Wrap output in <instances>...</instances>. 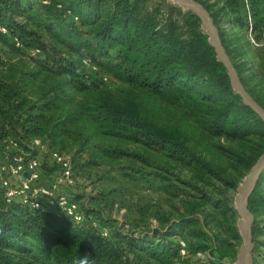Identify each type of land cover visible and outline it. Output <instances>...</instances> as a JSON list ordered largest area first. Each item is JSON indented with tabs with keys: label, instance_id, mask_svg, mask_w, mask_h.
Returning a JSON list of instances; mask_svg holds the SVG:
<instances>
[{
	"label": "trees",
	"instance_id": "1",
	"mask_svg": "<svg viewBox=\"0 0 264 264\" xmlns=\"http://www.w3.org/2000/svg\"><path fill=\"white\" fill-rule=\"evenodd\" d=\"M197 1L264 107V45L241 35L264 39V0ZM0 41V165L40 139L88 163L131 158L153 168L137 172L167 180L155 168L178 167L196 181L177 219L144 234L112 230L82 207L76 222L8 201L0 182V264H232L241 243L234 202L206 188H237L264 152V120L233 89L196 14L169 0H0ZM253 75L262 91L248 85ZM248 208L254 252L264 170ZM206 251L207 260L197 256Z\"/></svg>",
	"mask_w": 264,
	"mask_h": 264
},
{
	"label": "rangeland",
	"instance_id": "2",
	"mask_svg": "<svg viewBox=\"0 0 264 264\" xmlns=\"http://www.w3.org/2000/svg\"><path fill=\"white\" fill-rule=\"evenodd\" d=\"M153 2L156 3V0ZM221 25L226 26L231 35L239 32L238 28H233L229 24L222 23ZM244 34L245 38L247 35L250 45H264V39L258 41L246 32L241 33L242 37ZM6 51L7 46L0 41V54L3 57H7ZM246 59L251 60V54H248ZM245 73L247 75L249 71ZM259 76H251L247 83L250 86L254 85L257 91H262L263 85L259 82ZM43 143L47 146L46 142L38 143L33 140V143L29 144L28 152L21 150V156L24 158L28 155H38L40 180L42 183L52 185L58 176L59 165L48 157L46 152L42 151L40 146ZM62 150L71 156L73 181L72 183L64 182L57 186L55 192L67 194L76 200L83 210L106 222L112 230L118 228L127 233L144 234L152 232L155 228L167 226L177 219V215L183 209V197L186 193H196L194 188L196 181L188 169L175 167L170 169V172H166L156 167L157 171L168 177L167 180H163L161 177L152 174L137 172L138 169L153 168L131 158H125L121 163L113 166L92 164L88 163L89 158L84 152H77L75 148ZM23 174L11 177V180L18 184ZM168 182L175 183L182 190L173 194L172 190L169 191L166 188L165 183ZM206 189L209 193L212 192L219 197H228L233 202L237 193L236 189H224L220 183H216L215 188ZM219 189L223 193H220ZM260 218L261 220L264 219V214ZM210 225L211 222H208L206 228L209 229ZM252 255V264L264 263V234H260L256 238ZM197 256L202 260H207L210 253L208 251L201 252ZM231 263L233 264V261Z\"/></svg>",
	"mask_w": 264,
	"mask_h": 264
},
{
	"label": "built area",
	"instance_id": "3",
	"mask_svg": "<svg viewBox=\"0 0 264 264\" xmlns=\"http://www.w3.org/2000/svg\"><path fill=\"white\" fill-rule=\"evenodd\" d=\"M1 29L5 31L4 27H1ZM84 61L89 62L87 59H84ZM35 141L41 142L40 139H35ZM40 147L48 157L59 165L58 176L54 183L50 185L41 182V174L38 170L40 164L38 155H32L27 161H24L20 154L14 153L0 165V182L4 187L6 200L19 198L22 203L37 211L54 210L67 214L76 222L83 221L85 215L76 200L65 193L55 192L57 186L64 182L72 183L73 181L70 155L50 149L44 143ZM22 173L24 174L18 184L11 180L10 177H17ZM93 225H98L97 221L93 220ZM101 230L103 234L108 233V229L105 227ZM181 252L184 253V249Z\"/></svg>",
	"mask_w": 264,
	"mask_h": 264
},
{
	"label": "water",
	"instance_id": "4",
	"mask_svg": "<svg viewBox=\"0 0 264 264\" xmlns=\"http://www.w3.org/2000/svg\"><path fill=\"white\" fill-rule=\"evenodd\" d=\"M172 1L182 8L190 10L200 18L201 27L208 34L209 41L215 49L217 59L225 66L233 89L241 96L243 102L251 106L264 120V107L254 99L243 85L232 59L220 39L218 29L205 6L197 0ZM263 170L264 152L257 158L236 188L237 193L234 198V206L237 213L236 225L241 237V243L233 264L253 263L252 224L254 216L248 208V199Z\"/></svg>",
	"mask_w": 264,
	"mask_h": 264
}]
</instances>
